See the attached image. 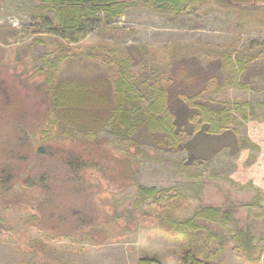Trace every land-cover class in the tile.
<instances>
[{
	"label": "rangeland",
	"instance_id": "obj_1",
	"mask_svg": "<svg viewBox=\"0 0 264 264\" xmlns=\"http://www.w3.org/2000/svg\"><path fill=\"white\" fill-rule=\"evenodd\" d=\"M35 3L0 0V111L6 88L15 87L24 94L44 79L33 69L38 51L51 52L67 45L70 53L79 54L104 43L120 48L136 46L141 54L152 53L154 65L162 66L168 63L171 49L208 62L216 58L217 48H225L233 59L245 54L256 60L245 77L249 87L221 88L211 94L218 102L252 105V110H246V120L234 111L236 120L228 126L250 146L234 156L222 150L205 164L191 163L185 168L178 164L185 153L163 156L143 147L144 154L137 158V182L167 192L163 202L147 201L141 211H135V185L123 187L121 179L112 181L106 170H86L80 179H74L56 156L26 153L41 136V122L29 116L35 126L22 125L28 141L17 142L20 124L11 117L0 118V171L11 170L16 179L10 190L0 193V264H138L141 259L180 264L184 238L161 231L154 218L164 210L181 219L207 205L231 209L238 220L229 223V228L249 229L255 238L257 249L248 258L235 247L231 233L204 222L219 237L220 264H264V107L258 105L264 103V8L232 10L215 0L180 15L130 8L113 21L111 26L116 29L108 32L105 25L88 27L77 44H67L32 17L37 11ZM44 15L52 26V11L46 9ZM9 29L14 36L9 35ZM37 39L40 42H35ZM207 64L204 67L219 70L229 79L227 68ZM11 75L15 79L9 81ZM16 77L23 78L17 85L13 84ZM67 130H57L56 142L63 150L70 146L65 140ZM227 141L232 139L205 141L198 137L192 153L209 155ZM106 148L113 155L121 154L112 143Z\"/></svg>",
	"mask_w": 264,
	"mask_h": 264
},
{
	"label": "trees",
	"instance_id": "obj_2",
	"mask_svg": "<svg viewBox=\"0 0 264 264\" xmlns=\"http://www.w3.org/2000/svg\"><path fill=\"white\" fill-rule=\"evenodd\" d=\"M206 1L36 0L37 11L32 12V17L40 19L48 27L49 34L59 35L67 44H77L88 27L105 25L103 28L108 32L116 29L111 26L113 21L130 8L144 7L180 15ZM215 1L232 10L253 12L264 8V0ZM46 9L53 13L52 26L44 15ZM12 32L9 29V35L14 36ZM216 50L214 61L205 62L197 56L184 57L171 49L168 63L162 66L154 65L152 53L144 51L141 54L136 46L120 48L104 43L79 54L70 53L67 45L58 46L51 52L38 51L33 69L44 75V79L32 91L24 90V94L15 87L6 88L0 118L11 117L12 122L20 124L17 142H23L28 141L23 126L33 128L35 124L28 119L33 116L43 126L40 138L28 146L26 153L33 151L36 156H56L60 166L72 173L74 179H80L86 170L109 171L111 180L118 182L120 178L123 187L129 183L135 185L132 208L141 211L147 201L151 204L163 202V193L167 192L137 182L136 166L140 165L137 158L144 154L143 147L163 156L185 153V159L178 163L185 168L191 163L205 164L222 150L234 156L240 149L250 146L247 140L237 138L235 130L228 126L236 120L232 115L234 111L246 120V110H252V105L218 102L211 94L221 88L249 87L245 77L256 65V60L245 54L233 59L227 49ZM39 60L41 63L36 64ZM205 63L209 66L221 64L228 69L229 79L223 78L219 70L204 67ZM10 78L15 79L14 75L9 81ZM16 78L15 85L23 79ZM258 105L264 107V103ZM60 127L68 129L65 140L70 146L66 150L56 142ZM201 136L205 141L230 138L232 142H221L206 156L192 153V145ZM109 143L121 150V154L113 155L106 148ZM15 180L11 170L0 171V193L10 190ZM158 214L153 219L158 229L184 238L180 264H220L219 237L204 222L221 226L231 233L232 242L244 256L251 257L256 248L249 229L229 228V223L237 224L238 220L231 209L201 206L189 217L181 219L173 218L164 210ZM138 264L160 263L155 259H141Z\"/></svg>",
	"mask_w": 264,
	"mask_h": 264
}]
</instances>
